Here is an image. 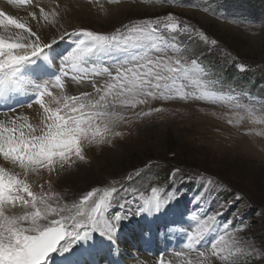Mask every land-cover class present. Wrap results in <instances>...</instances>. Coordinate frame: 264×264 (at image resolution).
<instances>
[{"label":"snow or ice","instance_id":"6c2138e0","mask_svg":"<svg viewBox=\"0 0 264 264\" xmlns=\"http://www.w3.org/2000/svg\"><path fill=\"white\" fill-rule=\"evenodd\" d=\"M13 2L29 5L30 19L0 10V264H59L56 256L97 235L118 246L122 224L133 217L151 219L178 200L180 193L169 186H151L150 195L135 186L150 172L151 160L143 166L147 171L134 169L78 199L54 191L58 181L89 162L88 149L115 147L114 140L126 135L122 129L166 111L154 102L227 100L264 126V102L247 109L238 97L218 92L220 81L204 62L219 56L220 63L241 72L246 65L220 40L171 12L97 32L68 22L73 9L66 0ZM172 4L180 7L182 0ZM73 83L80 90L69 95ZM25 107L34 115L23 112ZM178 175L200 186L184 215L188 226H164L165 239L175 236L182 245L173 249L179 264H255L258 257L264 264V242L244 241L243 226L228 218L240 194L221 200L230 192L222 182L203 172L188 176L180 168L169 179ZM144 231L150 243L151 228ZM156 264L178 262L161 252Z\"/></svg>","mask_w":264,"mask_h":264},{"label":"rangeland","instance_id":"374dc122","mask_svg":"<svg viewBox=\"0 0 264 264\" xmlns=\"http://www.w3.org/2000/svg\"><path fill=\"white\" fill-rule=\"evenodd\" d=\"M77 1L83 4L88 15L82 14L81 9H75L74 14L67 16L68 22L76 27H86L97 32H111L129 20L139 22L144 18L164 17L168 12L173 13L182 22L188 21L203 28L246 65L245 71L241 72L230 62L220 63L219 56H209L204 63L214 69L213 79L218 78L220 81L215 89L225 96L238 97V102L247 109L253 106L259 108L260 103L264 102V74L253 78L250 75L249 82L244 80L252 72L264 73V0H182L180 7L173 5L172 0H122L119 4H109L107 0H97L95 3L90 0ZM249 3L253 4L250 17L259 13L261 16L255 17L259 19H249L247 10L244 14H231L230 10L224 7L231 5L233 8L242 9ZM101 5L111 9L109 15H104ZM26 6H11L10 10L8 8L4 11L17 16L16 18L30 19L27 17ZM137 6L144 8L138 9ZM31 23L34 24L35 21ZM79 90V86L74 83L67 86L69 95L77 94ZM154 103L156 106L165 107L166 111L154 114L131 129H122L126 135L122 139L114 140L115 147L88 149V153L96 149L93 157L99 155V161L96 162L95 159L92 162L93 157L90 158L87 153L89 162L58 181L54 191L66 193L68 200L78 199L84 192L95 187L103 188L134 169L147 171L143 166L151 160L153 166L150 172L143 179L138 178L135 186L144 191L145 195H150L151 186L157 185L165 188L169 186L173 193L172 189L176 185L172 184L180 180L178 200L187 199L186 207H192L200 186L195 182L181 180L179 175L173 182L169 175L173 168L182 169L188 176L203 172L230 189L229 195L222 194L221 200L231 199L237 192L240 194L242 199L232 206L228 218L243 226L244 241L261 245V242H264V126L253 123L247 110L237 108L236 102L230 104L227 100L218 103ZM185 183L186 186H183ZM172 204L166 206L163 211L184 208L181 205L174 207ZM178 212L179 219L166 220V225L176 221L184 227L188 226L184 219L186 212ZM236 213L238 215H234ZM136 218L133 217L124 224L131 230ZM142 219L152 223V218ZM98 237L101 236L97 235L94 241L87 245L78 244L73 251L82 252L84 247L87 250L96 245L93 246V252L97 262L98 259L106 257L109 258L106 264L118 259V250L125 252L123 243L117 241L118 246H113L109 241L99 240ZM101 241L108 243V255L105 254V246L101 251H96L97 244ZM171 241L177 243L175 250L180 251L182 245L178 244L177 237L170 236L165 239L164 235H161L162 244L168 245V249L173 251ZM145 257L142 254L133 256L131 264H156V257ZM58 258L61 256H56L59 262ZM171 258H175L178 264L181 259L176 257L174 251L166 255V259ZM255 264H262L259 257Z\"/></svg>","mask_w":264,"mask_h":264},{"label":"bare ground","instance_id":"6f19581e","mask_svg":"<svg viewBox=\"0 0 264 264\" xmlns=\"http://www.w3.org/2000/svg\"><path fill=\"white\" fill-rule=\"evenodd\" d=\"M4 1V3L6 4V5H4L3 3H2V1L0 0V10H7L8 8H9V10H10V8H11V6H14V7H18L19 5L18 4H16V3H14L12 0H3ZM43 2L44 3H47V0H43ZM66 3H67V5L71 8V9H73V11L75 10V9H81L80 11L82 12V14H84V15H88V13H86L85 12V10H84V7L82 6L83 4L82 3H80V2H78L77 0H66ZM8 4V5H7ZM25 6V5H24ZM85 7H87V5L85 4L84 5ZM123 7V6H122ZM125 7V6H124ZM20 8V7H19ZM25 8V7H24ZM26 8L28 9V10H30V6L29 5H27L26 6ZM133 8V7H132ZM136 8H138V9H142V8H144V7H140V6H137ZM15 9V8H14ZM22 9H23V7H22ZM21 9V10H22ZM130 9V8H129ZM151 9V8H150ZM73 11H70L68 14H67V16L68 15H72V14H74L73 13ZM27 12V11H26ZM80 12V13H81ZM8 13V12H7ZM13 15V14H12ZM27 15V14H26ZM92 16V15H91ZM17 17V16H16ZM27 17H28V15H27ZM28 19V18H27ZM235 30V29H234ZM22 111L23 112H25L26 114H28V115H34V113H33V111H32V109H29V108H27V107H25L24 109H22ZM94 152H97L96 151V149H92L88 154H89V156H90V158H92L93 157V154H94ZM95 159H96V162H98L99 160V155H97V156H94L91 160H92V162H93V160L95 161ZM95 162V164L97 165V163ZM120 234L121 235H123L127 240H128V242H129V247H127L126 249H129V251H130V253H135L136 254V252L137 251H139L141 248H145V247H142L141 245H139V244H135V243H133V238L130 236V235H128V232H127V227H126V225L125 224H122V226H121V230H120ZM131 239V240H130ZM124 244V243H123ZM122 247V246H121ZM129 255V254H128ZM58 257V256H57ZM59 259V258H58ZM99 262H98V264H104V262L106 263L107 261H109L108 260V258H106V260H102V259H99L98 260ZM121 261H124V259H119V261L118 262H121ZM64 263H66V264H68L64 259H60L59 260V264H64ZM75 264H80V263H75Z\"/></svg>","mask_w":264,"mask_h":264},{"label":"trees","instance_id":"16d2710c","mask_svg":"<svg viewBox=\"0 0 264 264\" xmlns=\"http://www.w3.org/2000/svg\"><path fill=\"white\" fill-rule=\"evenodd\" d=\"M224 7L227 8L228 10H230V11L234 10V11L238 12V8L230 9L231 5H229V6H227V7L224 5ZM252 7H253V4L249 3V4H245V5L242 7V9H239V10H241L242 12H245L246 10L249 11V16H250V14L252 13ZM252 16H253V17H251V18L255 19V17H256V16L259 17L260 14H259V13H258L257 15L253 14ZM260 74H264V73H254V72H252L251 74L247 75V76L245 77L244 80H245V81L247 80V81L249 82V81L251 80V77L253 78V77H255V76H259ZM250 75H251V77H250ZM169 184H170V183H169ZM173 184H175L176 186L181 185V184H180V180H179L178 182L173 183ZM173 184H172V185H173ZM223 194H225V196H227V195H229V192H228V193H223ZM222 196H223V195H222Z\"/></svg>","mask_w":264,"mask_h":264}]
</instances>
